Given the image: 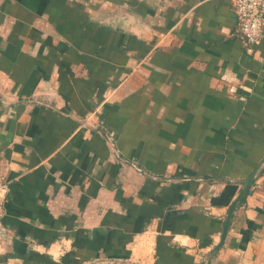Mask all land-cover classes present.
<instances>
[{
	"label": "crops",
	"instance_id": "0c3cea01",
	"mask_svg": "<svg viewBox=\"0 0 264 264\" xmlns=\"http://www.w3.org/2000/svg\"><path fill=\"white\" fill-rule=\"evenodd\" d=\"M263 157L230 0H0V264H264Z\"/></svg>",
	"mask_w": 264,
	"mask_h": 264
},
{
	"label": "built area",
	"instance_id": "2783aa9c",
	"mask_svg": "<svg viewBox=\"0 0 264 264\" xmlns=\"http://www.w3.org/2000/svg\"><path fill=\"white\" fill-rule=\"evenodd\" d=\"M240 35L246 45L257 43L264 32V0H230ZM8 189V182L0 176V211Z\"/></svg>",
	"mask_w": 264,
	"mask_h": 264
},
{
	"label": "water",
	"instance_id": "95a60500",
	"mask_svg": "<svg viewBox=\"0 0 264 264\" xmlns=\"http://www.w3.org/2000/svg\"><path fill=\"white\" fill-rule=\"evenodd\" d=\"M135 15L133 13H130V15ZM141 19L139 17H137V15H135L131 20H130V27H134L137 26V24L140 25ZM143 24V23H141ZM264 168V157L262 158V160H260L258 162V164L254 167V169L250 172V174L241 181L242 183V187L240 188L238 194L235 196L234 200L231 202L230 206L228 207L227 210V214L222 226V230H221V235H220V240L219 242L212 248L211 252L217 250L223 243L224 238L226 236V232L228 230L229 224H230V220H231V216L233 213L234 208L241 202L242 198L244 197V195L247 193L249 186L251 185V183L254 181V179L259 175V173L263 170Z\"/></svg>",
	"mask_w": 264,
	"mask_h": 264
},
{
	"label": "trees",
	"instance_id": "16d2710c",
	"mask_svg": "<svg viewBox=\"0 0 264 264\" xmlns=\"http://www.w3.org/2000/svg\"><path fill=\"white\" fill-rule=\"evenodd\" d=\"M243 199V198H242Z\"/></svg>",
	"mask_w": 264,
	"mask_h": 264
}]
</instances>
